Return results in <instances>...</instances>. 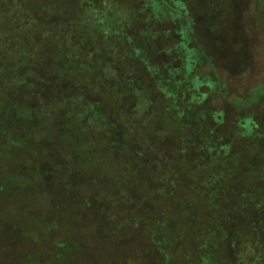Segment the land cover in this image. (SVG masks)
Segmentation results:
<instances>
[{"label": "trees", "instance_id": "obj_1", "mask_svg": "<svg viewBox=\"0 0 264 264\" xmlns=\"http://www.w3.org/2000/svg\"><path fill=\"white\" fill-rule=\"evenodd\" d=\"M210 1L215 0H64L62 6L47 4L45 12L51 20L60 15L66 22L61 26L50 21L56 33L45 37L42 46L28 38L27 31L7 39V47L17 52L0 55V214L9 211L12 221L23 222L25 229L4 226L1 252L3 247L12 248L16 259L40 264V253L7 244L9 238L22 243L33 237L30 208L40 210L36 225L43 230L44 240L56 238L62 223L71 218V196L83 180L82 167L112 171L121 154L129 173L122 177L112 171L111 197L100 200L99 193L94 203L96 193H86L81 212L93 213L97 205L106 212L135 203L136 211L141 209L134 222L137 228L167 229L173 218L164 214L165 204L156 213L151 197L161 189L170 194L178 184L191 185L192 191L201 189L197 198L206 210L197 222L196 202L177 209L189 229V238H184L188 255L181 258L192 261L201 254L202 263L236 264L243 248L249 251V263L264 264V226L247 229L251 221L244 215L249 199L264 214V182L258 187L244 182L249 173L260 176L264 171L258 166L264 162V129L252 111L254 104L264 100V83L229 98L220 63L197 27L201 14L213 32L220 25L215 19L225 0H218L217 7ZM254 2L264 48V0ZM25 6L22 22L32 33H42L46 21L29 15L26 2ZM40 47L52 52L44 66L35 64L43 55ZM213 94L224 98L221 113L206 106ZM141 98L148 105L146 114L138 109ZM227 106L238 112L246 107L238 120L250 133L247 136L254 135L247 148L242 145L239 150L217 137L223 120L216 117H224ZM165 130L184 140L185 146L164 156L158 141ZM247 159L249 168L241 164ZM183 162L188 164L180 167ZM84 181L91 186L88 177ZM130 181L133 186L128 187ZM53 207L66 208L67 215L54 221L49 217ZM116 218L115 214L110 223ZM116 228L109 224L107 229ZM183 242L173 240L169 246L182 249ZM169 246L158 249L166 261L174 259L168 253L174 248ZM12 258L0 264L12 263Z\"/></svg>", "mask_w": 264, "mask_h": 264}, {"label": "rangeland", "instance_id": "obj_2", "mask_svg": "<svg viewBox=\"0 0 264 264\" xmlns=\"http://www.w3.org/2000/svg\"><path fill=\"white\" fill-rule=\"evenodd\" d=\"M67 1L71 2V0ZM120 1L121 0H119V2ZM25 2L29 8V15L42 17L46 21L47 24L42 26V28H44L42 33H32L28 25H25L26 22H22L24 21L25 14L27 13ZM63 2L64 0H53L52 3L47 4L62 6ZM210 3H212V1H210ZM254 3V0H225V4L221 3L223 10L220 12L219 16L217 15V19H215L217 21L216 23L220 24H217L218 28L215 30L216 32L209 29L207 18L204 15L201 14V18H198L197 27L200 30L205 42L210 46L214 56L220 63L222 80L228 86L230 99H234L247 87L258 86L264 83V48L262 43L263 31L258 26L257 13L255 11ZM47 4L44 0H0V55L17 52V48L7 47V39L10 36H24L27 31V37L30 39L34 38V42H41L36 43V45L42 46V44L46 43L48 40L45 37H48L49 34L56 33V28L52 26L50 21L55 20V22H61V26L64 25L66 17L64 18L59 14V16H53L51 20V16H48L47 12H45V10H47ZM193 4H191V6L195 7L196 3L194 5ZM212 4L217 7L220 3L218 0H215ZM202 6L203 4L201 1V10H203ZM226 17L227 19H225ZM223 23L225 26H222L221 28V25H224ZM44 38L45 40L42 42ZM40 50L43 55L38 61L36 60V66H38V64L39 66H44L51 58L52 52L50 49L47 47H40ZM49 69L51 70V67H49ZM223 99L224 98L220 95L213 94L209 97L210 101L206 106L220 112L224 102ZM248 103L249 101L245 105ZM146 105V101L141 98L138 106L140 113L146 114L148 111V105ZM245 108L246 107H244L242 111L238 112L235 108L227 106L225 109L226 111L224 112L225 116L216 117V120L218 121L223 120V122L219 123L217 126V137H221L222 139L224 138L223 143L229 142L239 148V150L242 145L243 148H247L249 141L254 139L252 137L254 135L252 134L251 136H247L250 133L245 128V125H243V121L240 119L238 120V117L241 114L246 113ZM252 111H254L256 115L255 118L257 119V124H260V126L264 129V100L259 104H254ZM84 114L86 113L83 112L82 115ZM162 128L163 127H161V129ZM255 130H257V128ZM172 132L174 131L172 130ZM184 146V140L180 139L178 136H174V134L172 135L171 130H168V132L166 131L162 136H160L158 141V148L162 151L164 156L165 154L176 153ZM261 152L264 158V145ZM22 154L24 155V152ZM247 161L248 159L243 160L241 164L249 168V165L251 164H248ZM116 162L118 164L112 171L121 174V176L124 175L126 171L129 173V166L126 165L127 162L121 154L120 158H118ZM184 164L187 165L188 163L183 162V165L180 167L184 166ZM258 166L259 168H264V162H261ZM84 167L85 166L82 167V173H79L83 177V180L76 184L78 185L79 190L74 197L71 196V218L62 223L61 226L63 229H58L56 238L55 235H53L51 236V239H48V241L44 240L43 230L38 228L36 225V222H38L37 218L40 217L41 214L40 210L37 209V207H31L29 210L30 215L28 222H30L33 226L31 229L33 237L31 239L22 238V243L21 241L15 243L11 238H9L7 241L8 245L17 248L21 246V248L29 249L35 254L40 253L42 255L40 264H206L201 262V254L200 257L198 256L199 258L192 261L187 258H181L182 254H187L186 248L189 243L185 239L189 238V229H186L184 225L185 221L181 220V213L177 210L180 208L187 209L190 202H196V208L198 209L197 222H199L201 220L200 212L206 210L203 205L201 206V198H197L198 195L201 194L200 188L197 193L196 190H191V188L193 189L191 185L178 184L175 191L170 194H167V188L161 189L158 195L153 194L151 197V203L156 206L154 207L155 212H160V208L165 204L164 207H167L168 210L164 209V211L166 210L164 214L173 218L174 224L169 225V228L167 229H149L152 226L139 229L134 225V222L136 223V219L138 217L137 214L141 211V209L140 211H136V209L139 208L136 207L135 203L127 202L119 209L114 210L111 208L106 212H101L102 210L97 207L99 205L93 208V213L81 212L79 210V205L81 208L84 207V204L80 201H82L81 198L84 197L86 193H96L94 199L92 198L94 201L91 199L94 203L97 196H99V193H102L100 200H106L111 197L109 175H111L112 171L107 170L105 172L102 168L87 167L89 169H85ZM249 174L250 178L244 179V182L248 181L249 183L255 185L254 187H258L262 182H264V171L260 176H253L251 173ZM84 177H88L90 181L92 180L90 187L84 181ZM238 180L239 182H242L243 179ZM129 183L128 187L133 186V181H130ZM145 187H147V185ZM238 188L240 190L243 189L240 187ZM246 188L251 187L246 186ZM63 191H65V189H63ZM137 192L134 196L138 199L139 192ZM241 198L242 197L239 195L238 199L242 204L243 201ZM1 199L2 197H0V209L3 207V200ZM44 200L42 202H44ZM249 201L250 202H248L249 205L247 208L248 212L244 214L247 219L251 221L247 225V229H263L264 225L260 224V221L264 219V214H260L262 211H258L251 199H249ZM37 202H40V200L36 201V203ZM149 205L153 208L151 204ZM242 209L243 207L240 208L239 215L243 214ZM50 213L49 217L51 219L59 221L65 214L67 215V210L65 208V210L63 209L60 211L53 207L50 210ZM115 214L118 215V218H116V222H113L112 224L110 221L114 220L113 216ZM137 221H139V219ZM109 224L110 227L113 226V228L117 225V228L107 229ZM4 226L7 227L5 228ZM23 226H25V224L19 220H15L14 222L12 221L9 211H4L3 214H0V237L4 236L3 233L6 231L5 229H8V227L9 229H25ZM41 227L43 228V226ZM152 238L156 241L160 240V243L157 244L156 242L155 244V240L153 241ZM173 240L175 242L184 241L180 245L183 244L185 247L183 246L182 249H179L177 247H172L173 245L169 246ZM194 244L196 243L192 242V245ZM165 246L174 248L172 252H168L172 255V257L174 256V259L171 261H166V259L159 253V247L164 248ZM2 250L3 252L0 251V262H4L3 260L7 259L8 263L12 256V263L9 264H26L23 257L22 259H16V252L12 248L7 251L3 247ZM239 252L240 259L236 264H254L249 263L251 261L248 257L249 251L241 248Z\"/></svg>", "mask_w": 264, "mask_h": 264}]
</instances>
